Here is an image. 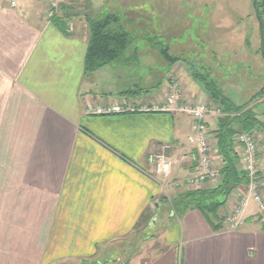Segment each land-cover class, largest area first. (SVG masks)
I'll return each mask as SVG.
<instances>
[{
	"label": "crops",
	"instance_id": "0c3cea01",
	"mask_svg": "<svg viewBox=\"0 0 264 264\" xmlns=\"http://www.w3.org/2000/svg\"><path fill=\"white\" fill-rule=\"evenodd\" d=\"M180 1L130 0L129 6L170 25L216 11L220 25H231V17L251 14L260 32L251 0L253 8L245 12L242 4L220 0L192 1L188 11ZM48 7L47 0H0V264H97L101 249L147 227L158 198L181 191L165 189L149 155L164 145L172 146L168 154L186 149L192 116L153 108L88 113L113 94L127 102L161 100L148 90L126 92L137 84L104 79L115 73L116 62L87 73L89 27L63 32L47 17ZM163 82L160 77L149 90L160 91ZM184 87L190 102L217 105L194 78ZM256 115L264 128L263 117ZM219 117L211 113L207 123L214 162L221 168L214 133ZM236 151L243 170L241 149L236 146ZM259 169L264 179V150ZM192 171L184 165L174 177ZM219 181L203 186L212 189ZM249 193L248 185L231 193L211 217L221 222L218 229L198 209L170 216L154 257L129 264H264V223L253 199L241 228L226 230L222 223L240 196Z\"/></svg>",
	"mask_w": 264,
	"mask_h": 264
},
{
	"label": "rangeland",
	"instance_id": "374dc122",
	"mask_svg": "<svg viewBox=\"0 0 264 264\" xmlns=\"http://www.w3.org/2000/svg\"><path fill=\"white\" fill-rule=\"evenodd\" d=\"M125 1L63 0L53 13L51 1L47 0L49 7L46 15L49 19L55 13L65 17L72 31L76 28L87 30V18L95 19L106 14L118 16L120 22L114 24V27L131 34L133 40L121 58L111 67L115 73L112 72L111 76L107 75L104 79L118 81V84L128 83L132 87L138 85L126 91L127 93L138 94L148 90L158 93L160 100L164 101L173 84H178L179 89L186 95L188 92L184 86L193 78V72L210 74L219 88L235 103L252 107L264 120V57L261 53L259 27L254 16L250 17L252 15L248 14V17L244 16L241 19L231 17L232 23L237 22L240 25L232 23L220 25L216 11L212 17L205 15L192 20L180 18L177 20L180 21L179 24L170 25L153 19L145 10L130 8V0ZM192 1L209 3L213 0H182L179 4L183 6L187 4L188 11H192L193 8L190 7ZM220 1L242 4L244 12L253 8L249 4L250 0ZM63 9H67L66 15H63ZM205 11L208 12V9ZM162 45L168 49L172 61L165 59L157 48ZM160 77L164 78L160 91L154 90L155 88L149 90ZM125 98L113 94L104 99L127 102ZM153 104L155 103L142 99L136 105L149 107ZM254 130L260 138L261 153L264 150V128L257 127ZM204 184L206 183L194 186L191 190L208 189L203 186ZM185 190L189 189L182 188L181 191L176 194L173 192L166 198L170 200ZM157 201L160 203L159 207L154 208L156 211L147 227L119 240L107 249H101L97 264H129L134 258L143 262L154 257L156 254L154 251H159L161 246L158 241L161 229L170 216H176V211L165 201V196L158 198Z\"/></svg>",
	"mask_w": 264,
	"mask_h": 264
},
{
	"label": "trees",
	"instance_id": "16d2710c",
	"mask_svg": "<svg viewBox=\"0 0 264 264\" xmlns=\"http://www.w3.org/2000/svg\"><path fill=\"white\" fill-rule=\"evenodd\" d=\"M252 3L259 21L261 53L264 57V0H253ZM50 20L63 32L70 29L65 17L59 16L57 13ZM86 21L90 35L85 57V70L87 73H92L119 60L131 44L133 36L114 27V24L120 22V18L113 14L102 15L95 19L87 18ZM157 48L165 59L172 61L168 49L164 45ZM192 77L202 85L211 101L217 104L221 110L218 129L214 131L222 161L221 177L218 185L212 189L185 190L170 200L165 197V201L176 211L178 217L189 209L200 210L214 228L218 229L222 227L221 222L218 220L215 223L211 217H216L219 208L226 204L228 197L236 188L247 186L249 183L247 174L238 166L239 155L236 151L234 138L240 131L254 130L263 126L252 107L236 104L219 88L210 74L193 72Z\"/></svg>",
	"mask_w": 264,
	"mask_h": 264
},
{
	"label": "built area",
	"instance_id": "2783aa9c",
	"mask_svg": "<svg viewBox=\"0 0 264 264\" xmlns=\"http://www.w3.org/2000/svg\"><path fill=\"white\" fill-rule=\"evenodd\" d=\"M52 12L57 11L63 0H50ZM53 12V13H54ZM52 15V13H51ZM71 28V27H70ZM166 100L149 107H138L137 102L104 100L103 103L88 109L90 114L106 115L126 113L153 108L156 110L179 111L192 116L191 132L187 136L186 149L181 152L168 154L171 145H164L149 155V162L153 165L156 176L162 179L165 189L193 188L200 184L216 180L221 177L220 168L214 162L212 134L207 123L211 113L221 110L217 106L204 101L190 102L189 98L173 84ZM236 146L241 149L243 170L247 174L249 195H242L226 215L223 226L226 230L234 231L245 223L243 216L249 198L257 204L258 218L264 223V179L259 169V153L261 142L255 130L240 131L234 138ZM188 148V149H187ZM191 165L194 171L185 178L174 177L177 168Z\"/></svg>",
	"mask_w": 264,
	"mask_h": 264
}]
</instances>
